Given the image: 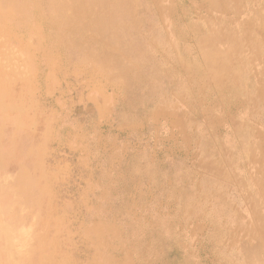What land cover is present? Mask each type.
<instances>
[{
  "label": "rangeland",
  "instance_id": "rangeland-1",
  "mask_svg": "<svg viewBox=\"0 0 264 264\" xmlns=\"http://www.w3.org/2000/svg\"><path fill=\"white\" fill-rule=\"evenodd\" d=\"M113 1L0 0V264H264V0Z\"/></svg>",
  "mask_w": 264,
  "mask_h": 264
},
{
  "label": "bare ground",
  "instance_id": "bare-ground-1",
  "mask_svg": "<svg viewBox=\"0 0 264 264\" xmlns=\"http://www.w3.org/2000/svg\"><path fill=\"white\" fill-rule=\"evenodd\" d=\"M111 2L113 3V4H112V6H113V5H114V1H113V0H112V1L110 0V3H111ZM116 4H117V3H116ZM78 10H79L78 7L74 9V12L76 13V15H77ZM60 12H61V11H60ZM110 17H111V13H108V18H110ZM106 18H107V17H106ZM140 19H141V18H140ZM66 20H67V19H66ZM71 20H72V19H71ZM63 22H64V21H63ZM104 22H106V21H104ZM56 23H57V22H56ZM106 23H107V22H106ZM138 23H139V22H138ZM49 26H50V25H49ZM66 27H67V26H66ZM68 28H69V27H68ZM96 29H97V28H96ZM6 96H7V95H6ZM233 97H234V96H233ZM234 98H235V97H234ZM2 101H3V100H2ZM230 101L233 102L234 99L232 100V99L230 98ZM235 101H237V99H235ZM235 101H234V102H235ZM8 105H9V104H8ZM262 105H263V104H262ZM260 107H261V106H260ZM263 109H264V108H263ZM240 113H242V112H240ZM263 114H264V113H263ZM230 124H231V123H230ZM233 130H234V129H233ZM9 178H10V177H9Z\"/></svg>",
  "mask_w": 264,
  "mask_h": 264
}]
</instances>
